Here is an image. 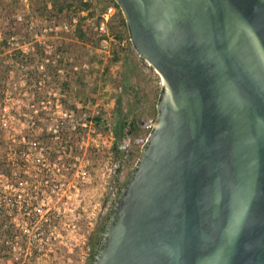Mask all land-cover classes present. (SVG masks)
Instances as JSON below:
<instances>
[{
  "label": "water",
  "instance_id": "95a60500",
  "mask_svg": "<svg viewBox=\"0 0 264 264\" xmlns=\"http://www.w3.org/2000/svg\"><path fill=\"white\" fill-rule=\"evenodd\" d=\"M162 78L97 264H264V0H116Z\"/></svg>",
  "mask_w": 264,
  "mask_h": 264
},
{
  "label": "rangeland",
  "instance_id": "374dc122",
  "mask_svg": "<svg viewBox=\"0 0 264 264\" xmlns=\"http://www.w3.org/2000/svg\"><path fill=\"white\" fill-rule=\"evenodd\" d=\"M68 1L70 8L53 15L43 0H0V42L14 29L0 50V153L18 161L0 173V264H90L91 243L139 159L136 138L156 119L162 78L129 42L120 14L110 29L122 38L111 40L109 56L93 26L88 41L73 27L43 30L87 14L83 0ZM87 1L97 13L106 4ZM119 112L140 125L116 137L110 131ZM37 204L42 215L33 214Z\"/></svg>",
  "mask_w": 264,
  "mask_h": 264
},
{
  "label": "trees",
  "instance_id": "16d2710c",
  "mask_svg": "<svg viewBox=\"0 0 264 264\" xmlns=\"http://www.w3.org/2000/svg\"><path fill=\"white\" fill-rule=\"evenodd\" d=\"M43 1H44V4H43L42 7H43L44 11H47L48 9H49L48 11H55L56 10V13L52 12L53 15H57L58 14L57 12L63 11L64 8H70L71 5H72L71 2L68 1V0H43ZM109 2H114L119 7V9H118L119 11L117 13V16H118V14H120V16H119L118 19H119L120 23L125 27V30H126V32L128 34L127 35L128 36V40L132 44V42L130 40V34H129V31H128L127 22L125 20V17L122 15V13L120 11V6H119L118 2H116L115 0H105L106 4L109 3ZM48 3L51 5L50 7H48ZM83 3H84V7L83 8L87 9V14L80 15L78 17L77 26L75 28V34L79 38H81L83 41L84 40L88 41V40H92V38H93L92 26L94 25L95 21L97 20V12L95 10L89 8V2L87 0H83ZM88 17L90 18V23L83 22L84 21L83 19L88 18ZM10 25L12 27L14 25L13 22ZM110 27H111V24H110ZM113 31H114L115 36L117 38H119V39L122 38V32L120 30L119 31L118 30H113ZM12 32H14V29L13 30L10 29L8 31H4L2 33L3 36L1 37L0 50H2V51L4 50L7 38ZM114 57L118 58V55L116 54ZM25 60H27L26 56L24 58V61ZM0 65H1V61H0ZM118 108L120 109L119 106H118ZM157 111H158V109L156 107V112ZM93 119L96 122H99L101 120V118L99 116H97V115L93 116ZM116 119H117V121L113 125V133H114V135L116 137H120L124 133L125 127H127L126 131L132 132L133 130L138 128V126L140 125V123H139V121L137 120L136 117H132V118L128 119L127 112H125L123 114H121L119 112V115H118V117ZM113 147H114V149L116 151L118 150L116 144H114ZM13 153L17 154V151L14 150ZM17 163H18L17 158H16V160H13L12 157H10L9 154H7V152L6 153H0V173L8 175L9 172H11L13 170L14 165H16ZM13 178H15V176ZM128 179L125 182L122 183V186L120 187L119 192H120V190L123 187H125ZM2 195H3V193H2ZM12 196H14V194L8 195V198L12 199ZM118 198H119V196L117 197V199ZM2 209L3 208L1 207L0 208V215H2V213H3ZM0 224H2V222ZM106 229H107V221L101 225L102 232L106 231ZM102 232H101V234H102ZM99 238H100V236H98L96 238V240L92 241V243H91V246H92V249H93L92 257L94 255V253L96 252V250L98 249L97 242H98ZM4 248H5V245L4 244H0V251L2 249H4Z\"/></svg>",
  "mask_w": 264,
  "mask_h": 264
},
{
  "label": "built area",
  "instance_id": "2783aa9c",
  "mask_svg": "<svg viewBox=\"0 0 264 264\" xmlns=\"http://www.w3.org/2000/svg\"><path fill=\"white\" fill-rule=\"evenodd\" d=\"M118 13V6L114 3V2H109L107 3L104 7H102L100 9V11H98L97 13V20L95 21L94 25H93V29L95 31V33L100 37V42H101V51L106 54L107 56L110 55L112 49L110 48V42L111 40L115 37V33L110 29V24L113 21V18H115L117 16ZM19 19H21V14H18L17 16ZM78 15L77 14H73L71 15L68 19L62 21L61 23H56L55 21H52L50 26L48 28L44 27L43 30H57L59 27L60 28H64L65 30H67L70 27H73V29L76 28L77 26V22H78ZM121 43L123 44V41H121ZM105 58V57H104ZM46 60H48V57L45 58ZM86 65V64H84ZM40 66L42 67V63L40 64ZM61 68H58V70ZM68 119L72 120L74 119L73 116H71V114H69V116H67ZM156 119L155 118H148V120H146L143 123V126L145 128V133L143 135H140L136 138V141L138 142L139 146L142 148L144 147V145L147 142L148 139V135L150 133V131L152 130L154 124H155ZM82 124H86V121L84 120L82 122ZM111 133L113 131H110ZM98 134L101 135V131L98 132ZM58 134H55V137H57ZM124 143L121 144L120 146L125 148L129 141H130V135H126V137L124 138ZM25 208H27V206H25ZM42 206L40 204L37 205H33L32 209H33V214H40L42 213ZM27 215L30 214L29 210L26 211ZM42 215V214H40ZM33 216V215H31Z\"/></svg>",
  "mask_w": 264,
  "mask_h": 264
},
{
  "label": "flooded vegetation",
  "instance_id": "af4514ba",
  "mask_svg": "<svg viewBox=\"0 0 264 264\" xmlns=\"http://www.w3.org/2000/svg\"><path fill=\"white\" fill-rule=\"evenodd\" d=\"M116 1V0H115ZM117 2V1H116ZM119 4V3H118ZM120 6V5H119ZM119 9V7H118ZM119 11V10H118ZM120 11L122 13V15L124 16L123 12H122V9L120 7ZM128 26V25H127ZM128 31H129V28H128ZM131 40V39H130ZM132 42V41H131ZM132 45L134 46L133 42H132ZM135 47V46H134ZM134 169V168H133ZM133 171V170H132ZM131 171V173H132ZM131 173H130V176H131ZM129 176V177H130ZM128 177V178H129ZM121 191V190H120ZM120 195V192L118 193L117 197ZM115 211L116 209L112 208L111 212L108 214L107 216V228L110 227L111 223L114 221L115 219ZM107 230V229H106ZM106 231L102 232L98 242H97V247L98 249L96 250V252L94 253L93 257H92V260H91V263L90 264H97V261H98V257L101 253V250L103 249V247L105 246V243H106V239H107V236H106Z\"/></svg>",
  "mask_w": 264,
  "mask_h": 264
}]
</instances>
